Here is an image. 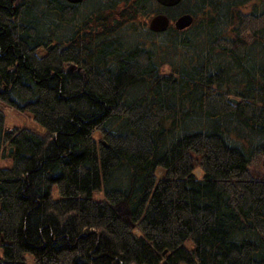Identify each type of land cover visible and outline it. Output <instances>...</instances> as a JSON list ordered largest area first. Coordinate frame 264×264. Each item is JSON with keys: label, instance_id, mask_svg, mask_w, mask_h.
Masks as SVG:
<instances>
[{"label": "trees", "instance_id": "obj_1", "mask_svg": "<svg viewBox=\"0 0 264 264\" xmlns=\"http://www.w3.org/2000/svg\"><path fill=\"white\" fill-rule=\"evenodd\" d=\"M85 1L0 0V264H264V0Z\"/></svg>", "mask_w": 264, "mask_h": 264}, {"label": "water", "instance_id": "obj_2", "mask_svg": "<svg viewBox=\"0 0 264 264\" xmlns=\"http://www.w3.org/2000/svg\"><path fill=\"white\" fill-rule=\"evenodd\" d=\"M70 3H82L85 0H68ZM162 6L164 7H175L179 5L183 0H157ZM194 21V15L190 12H185L183 14H180L176 20H175V27L179 30H184L186 28H189ZM170 25V17L166 12H160L153 15L149 21V28L150 30L154 32H163L167 30V28ZM75 65H72L70 69H73ZM13 151V148H11L10 154ZM127 212L126 219L130 221L129 217V211L128 209H125ZM133 226H135V223H132Z\"/></svg>", "mask_w": 264, "mask_h": 264}, {"label": "rangeland", "instance_id": "obj_3", "mask_svg": "<svg viewBox=\"0 0 264 264\" xmlns=\"http://www.w3.org/2000/svg\"><path fill=\"white\" fill-rule=\"evenodd\" d=\"M92 2H93V0H86L84 4L92 5ZM185 6H186V4L183 3V4H181V7L179 6L178 8L183 9V8H186ZM150 18L151 17H148L146 19V21L149 22ZM147 26H148V24H147ZM148 33H149V31H148ZM153 34H151L150 36L158 37L156 34L155 35H153ZM256 48L258 49V54L261 55V51L263 50L264 45L263 46L262 45L257 46ZM30 116L31 115L29 113L25 114L23 112H17L14 110H10L8 115H7V122H8L9 126H21V125L27 124L31 127H38L39 129L42 130L43 126L41 124H39L35 119L31 118ZM201 127H206V124H204ZM260 139L263 140L264 137H261ZM263 162H264V153H260L257 157V162L255 164H253V166H254V169L256 171H261V173L264 174Z\"/></svg>", "mask_w": 264, "mask_h": 264}, {"label": "flooded vegetation", "instance_id": "obj_4", "mask_svg": "<svg viewBox=\"0 0 264 264\" xmlns=\"http://www.w3.org/2000/svg\"><path fill=\"white\" fill-rule=\"evenodd\" d=\"M80 69V68H79Z\"/></svg>", "mask_w": 264, "mask_h": 264}]
</instances>
